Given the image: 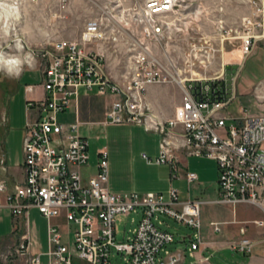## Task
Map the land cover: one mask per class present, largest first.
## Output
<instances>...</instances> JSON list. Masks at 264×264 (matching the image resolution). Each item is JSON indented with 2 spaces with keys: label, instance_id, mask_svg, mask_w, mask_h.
Here are the masks:
<instances>
[{
  "label": "built area",
  "instance_id": "built-area-1",
  "mask_svg": "<svg viewBox=\"0 0 264 264\" xmlns=\"http://www.w3.org/2000/svg\"><path fill=\"white\" fill-rule=\"evenodd\" d=\"M182 0H142L132 12L131 23L140 27V36L127 69V81L121 85L108 71L103 54L87 48V43L104 40L102 22L92 18L86 23L79 40L57 41L49 52V61L42 71V98L27 102L35 109L25 125L23 139V182L7 192L0 179V208H7L14 228L20 229V240L14 251L20 264H41L40 255L29 254L31 237L25 226L28 210L36 208L46 218L49 263L112 264V251L119 254V264H179L182 252L167 245L174 235L161 229L154 218L165 215L193 230L190 251L203 243L201 206L204 203L246 204L258 208L264 216V80L255 86V101L261 112L232 116L223 110L236 97L225 77H208L210 64L218 50L209 39L188 42L182 53L183 69L165 48L162 62L156 44L171 37L180 16L191 20L192 14H181ZM250 12L241 20L239 51L243 57L264 40V0H252ZM220 23V21H219ZM219 30L224 29L221 24ZM231 29H225L221 41L230 40ZM184 74L183 77H179ZM174 82L181 95L172 116H158L146 111L143 91L152 84ZM33 85H26L31 91ZM110 96L105 122L138 124L159 134V154L154 162L168 164L171 178L183 177L188 184L197 180L195 172H182L177 153L213 159L218 168V192L212 200H181L177 188L171 186L167 196L160 192H112L107 187V152L98 150L95 171L87 180L82 168L88 162V140L80 132L78 114L72 122L59 120L72 102L77 113L80 91ZM149 160V158L143 154ZM0 169L5 160L0 156ZM137 216L136 225L124 241L116 240L118 214ZM62 215L71 228L67 242L59 225L51 221ZM135 217L131 218V222ZM264 226L263 218L245 223ZM157 223H163L157 219ZM224 221L211 222L214 232ZM240 236L229 240L230 250L251 253L264 236L251 238L246 226ZM25 256V257H24ZM13 258V257H12Z\"/></svg>",
  "mask_w": 264,
  "mask_h": 264
},
{
  "label": "rangeland",
  "instance_id": "rangeland-1",
  "mask_svg": "<svg viewBox=\"0 0 264 264\" xmlns=\"http://www.w3.org/2000/svg\"><path fill=\"white\" fill-rule=\"evenodd\" d=\"M141 2L142 0H0V153L6 102L15 88L17 76L23 71H29L34 79L38 80L39 72L42 77V71L49 61L48 53L52 51L54 44L62 39L79 40L88 20H100L106 36L104 40L87 43L86 47L98 49L103 54L108 71L117 82L121 85L126 83L128 78L125 74L137 46L136 42L139 43L137 38L141 31L139 26L130 22L131 15ZM251 2L252 0H182L180 13L185 15L191 12V20L180 16L176 25L178 30L169 39L156 44L160 60L166 62V56L161 54L166 48L168 55L175 61L176 68L182 71V53L189 41L202 37L213 42L218 50L210 64L211 70L206 75L225 77L228 86L234 89L235 99L223 110L232 116L242 114L240 107L250 114L261 112V106L255 101L254 95L257 82L264 78V40L243 57L237 38L241 20L250 12ZM219 24L224 26L221 31ZM225 29L232 30L228 34L232 38L221 41L222 36H226ZM4 57L17 60V64L4 65ZM183 76L184 74L179 77ZM143 95L146 111L169 117L180 100L181 92L174 82H167L147 86ZM96 104L101 105L99 101ZM86 127L83 125L80 131L88 139L87 164L90 166L97 163L96 151L99 148L108 147L112 158L117 150H123L124 146L127 149L129 146L128 133L132 130L131 126L122 123L108 127L100 124L91 130ZM113 137L119 140V144L113 141ZM197 196L201 200L213 198L200 193ZM201 208L207 213L214 212L218 215L229 212L228 208L220 205L204 204ZM239 208L246 216H263L255 206L241 205ZM132 217H135L134 222H131ZM137 218L134 213L116 216L117 241L126 239L136 225ZM157 219L163 223L158 224ZM154 221L161 229L173 232L189 230V227L165 215L155 217ZM112 253V264H119V254L114 250ZM77 262L75 258V263Z\"/></svg>",
  "mask_w": 264,
  "mask_h": 264
},
{
  "label": "crops",
  "instance_id": "crops-1",
  "mask_svg": "<svg viewBox=\"0 0 264 264\" xmlns=\"http://www.w3.org/2000/svg\"><path fill=\"white\" fill-rule=\"evenodd\" d=\"M29 73L31 72L23 71L17 76L15 88L8 95L6 102L5 127L1 138L0 153V156L5 160L6 169L5 171L0 169V179L5 182L7 192H12L14 185L23 182L24 179L22 163L25 125L27 120L35 115V109L31 108L28 110L26 108L27 102L32 99L42 98L45 94L41 85V72H39L40 78L38 77V80L31 77L32 75ZM262 80L264 78L260 81ZM27 84L33 85L31 91L25 89ZM98 101L101 105L96 104ZM110 102V96H99L81 90L77 113L75 103L72 102L65 112L59 114V120L64 123L72 122L75 120L76 114H78L80 120L79 128L86 125V128L91 130L94 126L100 124L107 127L108 125H118L105 122V112ZM175 106L172 109V115ZM126 125L132 128L131 132L128 133L129 146L127 149L124 146L123 150H117L111 158L107 150L108 147H101L108 151L107 187L110 191L160 192L164 196H167L170 187L173 186L178 189L181 200L199 198L197 196L198 193L213 196L212 199L217 196L218 168L213 159L190 156L179 151L177 157L182 172H195L198 181L188 184L183 177L171 178L168 164H157L154 162L155 157L158 156L160 151L159 134L146 130L142 125ZM114 140L119 144V140L115 137H113ZM123 141H125V138ZM98 150L96 151L97 158ZM94 171L95 164L93 166L86 164L82 168L83 179L86 181ZM204 204L220 205L228 208L229 212L218 215L214 212L207 213L203 211L204 209H200L203 243L193 251H190V242L193 237V230L191 228L189 230H177L174 232L167 229L174 235V241L168 244L167 248L179 250L183 254L179 264H264L263 244L256 245L251 253L232 251L227 246L229 240L239 238V229L243 225L246 226V235L248 237H263L264 226L257 227L250 222L245 223L253 218H263V216H246L245 213L239 210V206L246 204L236 205L235 210L228 204ZM258 211L262 214L260 210ZM51 221L59 225L60 231L63 234V242H67L66 233L71 228L70 224L66 222L62 215L52 218ZM213 221L225 222L221 225L219 232L213 231L211 225ZM25 223L32 241L29 254H39L41 264H51L47 256L49 247L47 236L48 221L36 208L32 207L28 210ZM20 234V229L14 228L9 210L7 208H0V264H20L19 260L22 258L14 254L20 240Z\"/></svg>",
  "mask_w": 264,
  "mask_h": 264
},
{
  "label": "bare ground",
  "instance_id": "bare-ground-1",
  "mask_svg": "<svg viewBox=\"0 0 264 264\" xmlns=\"http://www.w3.org/2000/svg\"><path fill=\"white\" fill-rule=\"evenodd\" d=\"M4 58H5V57H4ZM9 60H11V59H10V58H7V59L5 58V59L2 60V62L4 63V65H8V66H9V65H13V63H9V62H8ZM16 61H17V60H16ZM15 64H17V62L14 63V65H15Z\"/></svg>",
  "mask_w": 264,
  "mask_h": 264
},
{
  "label": "clouds",
  "instance_id": "clouds-1",
  "mask_svg": "<svg viewBox=\"0 0 264 264\" xmlns=\"http://www.w3.org/2000/svg\"><path fill=\"white\" fill-rule=\"evenodd\" d=\"M8 62L14 64V63H16L17 61H16L15 59H11V60H9Z\"/></svg>",
  "mask_w": 264,
  "mask_h": 264
}]
</instances>
